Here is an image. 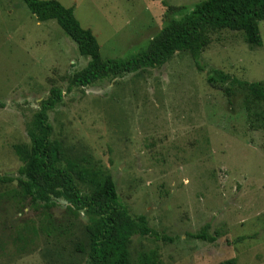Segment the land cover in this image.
<instances>
[{
  "label": "rangeland",
  "instance_id": "1",
  "mask_svg": "<svg viewBox=\"0 0 264 264\" xmlns=\"http://www.w3.org/2000/svg\"><path fill=\"white\" fill-rule=\"evenodd\" d=\"M95 36L102 59L145 50L164 26L162 0H56ZM192 7L203 0H163ZM261 46L240 32L210 33L198 65L177 52L159 68L89 87H67L88 58L55 20L39 22L22 0H0V176L17 177L15 145L52 88V139L72 161L111 175L132 218L172 241L133 236L131 264L156 252L162 264H264V104L241 89L227 98L209 85L216 69L264 83ZM14 181L0 185V264H86L87 217L57 200L28 206ZM208 225L213 241L187 237Z\"/></svg>",
  "mask_w": 264,
  "mask_h": 264
},
{
  "label": "trees",
  "instance_id": "2",
  "mask_svg": "<svg viewBox=\"0 0 264 264\" xmlns=\"http://www.w3.org/2000/svg\"><path fill=\"white\" fill-rule=\"evenodd\" d=\"M37 21L55 20L61 30L77 45L81 56L88 58L84 68L73 74L67 87H89L107 78H119L166 64L177 52H188L198 65L202 51L210 43V33L219 30L240 32L250 46H261L259 23L264 21V0H203L192 7L173 6L161 1L164 26L150 39L140 54L125 60L102 59L95 36L81 27L72 8L56 0H22ZM209 85L221 90L227 98L236 89L248 93L264 104V83H248L220 70L207 75ZM63 92L52 88L40 103L27 130L29 143L15 145L21 162L17 177L0 176V185L16 181L20 199L28 206L50 209L63 200L71 212H82L88 219L84 227L88 239L86 264H131L129 245L133 236H151L163 242L172 241L159 235L145 216L132 218L120 202L110 174L94 170L90 162L72 161L65 150L52 139L48 113L62 101ZM208 225L187 237L213 241ZM135 264H162L156 252L139 254ZM217 264H237L230 258Z\"/></svg>",
  "mask_w": 264,
  "mask_h": 264
}]
</instances>
